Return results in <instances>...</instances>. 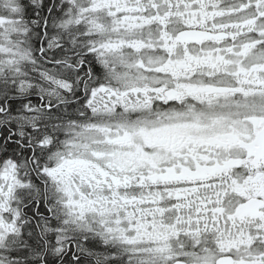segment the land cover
<instances>
[{
  "label": "snow or ice",
  "instance_id": "obj_1",
  "mask_svg": "<svg viewBox=\"0 0 264 264\" xmlns=\"http://www.w3.org/2000/svg\"><path fill=\"white\" fill-rule=\"evenodd\" d=\"M0 264H264V0H0Z\"/></svg>",
  "mask_w": 264,
  "mask_h": 264
}]
</instances>
